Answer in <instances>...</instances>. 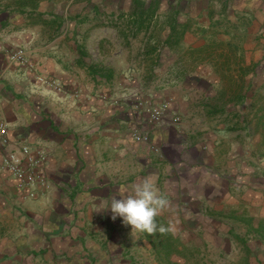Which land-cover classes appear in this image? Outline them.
Instances as JSON below:
<instances>
[{
    "label": "crops",
    "instance_id": "1",
    "mask_svg": "<svg viewBox=\"0 0 264 264\" xmlns=\"http://www.w3.org/2000/svg\"><path fill=\"white\" fill-rule=\"evenodd\" d=\"M187 1L40 0L20 7L0 0L7 150L44 149L49 185L28 198L0 155V264H264V239L255 250L249 236L254 211L264 220V180H256L264 158L242 112L251 98L226 105L225 122L212 121L210 94L196 85L202 77L188 75L175 47L157 46L168 38L186 42ZM218 4V25H211L248 19L253 48L264 46V0ZM200 15H190L193 26L200 27ZM129 32L141 36L134 45ZM15 49L30 69L9 60ZM37 78L55 81L60 91ZM138 97L166 104L148 144L131 137L144 120L133 110ZM144 178L170 202L151 234L102 209ZM243 210L250 219L239 217ZM241 221L246 229L238 234L232 225Z\"/></svg>",
    "mask_w": 264,
    "mask_h": 264
},
{
    "label": "rangeland",
    "instance_id": "2",
    "mask_svg": "<svg viewBox=\"0 0 264 264\" xmlns=\"http://www.w3.org/2000/svg\"><path fill=\"white\" fill-rule=\"evenodd\" d=\"M219 1L220 0H188L185 6L186 16L182 19L186 20V24L189 22V28L192 29H189L187 35L183 37L186 42L184 43L183 39L181 41L183 45H180L178 42H171L169 45L164 42H159L157 46L175 47L174 52L177 53V57L184 58L186 62L188 75L194 77L198 75L202 77V80H196V85H198L201 90H206L210 94L207 99L209 108L217 104L216 98L219 92H227L230 94L236 90L241 81L245 82L244 84L250 87L248 93L249 98H251L249 99L250 101H248L249 106L246 109L242 108V112L247 113L249 116L248 118L251 119V123H254L253 139H255V149L256 152L260 154L259 156L264 158V127L258 128L252 118L255 107L260 100V95L264 94V46H254L253 48V43H255L257 37H250L247 35L246 28L249 26L248 19H238V23H235L232 21L234 18H229L225 23L223 22L222 27L211 25L214 22L218 25V11L221 7L218 4ZM203 12L205 13L203 14ZM227 12H230V10H227ZM197 13H202L199 18L201 20L200 27L193 26V22L190 20L192 19L190 15L192 16V14ZM129 33L130 37L136 39L133 45L140 40V35L135 38L133 34L131 35V32ZM150 37L151 36L148 37V35H144V38L148 39ZM250 39L251 41L248 42ZM151 42L154 44V41ZM149 46L153 45L149 44ZM177 46H186V50L183 51ZM247 47L249 49L246 50ZM245 71L247 77L243 74ZM253 96H256L255 99L252 98ZM219 106H221V104H219ZM224 112L225 110L223 112L218 111L214 115H211V118H213L212 121L216 123L225 122L228 115L224 114ZM232 116L234 118L236 115ZM256 180H258L260 184L263 182L264 174L262 171H259L256 175ZM254 212L253 214L251 211H245L243 215L239 213V217L247 216L245 218L250 219V217H248L249 215H255L249 224V229H253V233L250 232L249 236L253 235L252 242H254V249L259 250L262 244L259 243L255 230L258 226L257 224H259L260 218L257 216L258 211ZM240 224H242L240 227H234L232 225V228L235 232H238V234L244 233L243 229H246L243 222ZM231 245L232 250H234L235 245Z\"/></svg>",
    "mask_w": 264,
    "mask_h": 264
},
{
    "label": "built area",
    "instance_id": "3",
    "mask_svg": "<svg viewBox=\"0 0 264 264\" xmlns=\"http://www.w3.org/2000/svg\"><path fill=\"white\" fill-rule=\"evenodd\" d=\"M8 58L12 63L30 69V63L24 52L20 49L8 51ZM38 81L56 91L61 87L53 80L37 78ZM135 115L144 116L141 126L135 127L131 132V137L135 143H150L149 128L161 124L166 110V104L157 105L150 99L138 97L133 102ZM174 121L178 122L179 117L175 116ZM9 146L8 127L5 119L0 115V155L4 168L16 180L17 188L26 191L28 198L38 196V189L49 187L43 173V165L47 160L44 149L23 145L18 151L7 150Z\"/></svg>",
    "mask_w": 264,
    "mask_h": 264
},
{
    "label": "clouds",
    "instance_id": "4",
    "mask_svg": "<svg viewBox=\"0 0 264 264\" xmlns=\"http://www.w3.org/2000/svg\"><path fill=\"white\" fill-rule=\"evenodd\" d=\"M119 198L111 197L106 207L113 220L119 217L123 224L137 233L151 234L157 230L156 217L170 206L169 200L160 194L155 182L144 178L119 192ZM164 230V229H161Z\"/></svg>",
    "mask_w": 264,
    "mask_h": 264
},
{
    "label": "trees",
    "instance_id": "5",
    "mask_svg": "<svg viewBox=\"0 0 264 264\" xmlns=\"http://www.w3.org/2000/svg\"><path fill=\"white\" fill-rule=\"evenodd\" d=\"M10 4L14 6H20V7H33L37 4L40 0H9ZM175 36V35H174ZM173 35L171 37H174ZM170 37V38H171ZM176 38V36L174 37ZM166 44L169 43V38L166 40ZM246 71L243 73L245 77L247 75L245 74ZM245 82L241 81L240 84H238V87L234 92L228 94L227 92H219L218 97L216 98V105L212 106L210 109V114L214 115L218 111L223 112L225 110V105L233 104L234 106H243L248 99V93L250 87L244 84ZM257 96V95H256ZM256 96H253L252 98L255 99ZM219 102V103H218ZM221 104V106H219ZM252 118L255 122V125L259 127H264V94L260 95V100L258 104L255 107V110L252 114ZM258 226L256 227L255 234L260 237V239H264V220H260Z\"/></svg>",
    "mask_w": 264,
    "mask_h": 264
}]
</instances>
